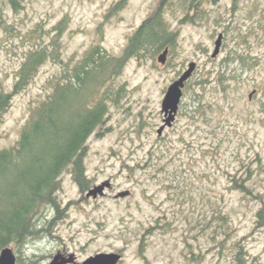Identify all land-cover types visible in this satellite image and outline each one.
Returning <instances> with one entry per match:
<instances>
[{"label":"rangeland","instance_id":"rangeland-1","mask_svg":"<svg viewBox=\"0 0 264 264\" xmlns=\"http://www.w3.org/2000/svg\"><path fill=\"white\" fill-rule=\"evenodd\" d=\"M120 1L20 0L15 8L10 0H0L11 26L10 31L0 27V82L11 90L25 52L49 45L62 20L63 63L73 66L96 44L120 56L159 0H127L112 11ZM198 9L204 12L199 10L192 23L183 20L185 11L177 4L166 10L172 30L180 33L170 62L158 61L161 52L153 59H131L116 81L127 88L125 97L111 106L101 136L96 132L88 140L85 164L92 185L110 179L113 189L88 198L64 173L62 218L20 249L11 246L24 264L30 259L50 264L59 253L73 255L69 264H81L101 252L122 253L119 264H238L237 257L243 264H264V215L256 216L260 209L264 214V0H237L235 7L234 0H208ZM220 33L223 44L213 58ZM240 55H248L245 65ZM191 61L197 68L184 88L176 121L159 136L166 90ZM62 66L49 59L14 97L1 118L0 150L19 140L31 108L46 98L48 80L59 76ZM227 67L222 94L217 75ZM203 80L207 98L218 96L221 108L213 111L210 125L194 127L183 104L194 91L202 92ZM167 143L171 150L165 157L156 154L151 160L149 153ZM246 166L255 173L250 182L261 192L260 203L232 184L235 177H247ZM125 190L131 194L116 197ZM53 216L50 210L48 219Z\"/></svg>","mask_w":264,"mask_h":264},{"label":"trees","instance_id":"trees-1","mask_svg":"<svg viewBox=\"0 0 264 264\" xmlns=\"http://www.w3.org/2000/svg\"><path fill=\"white\" fill-rule=\"evenodd\" d=\"M126 1L118 2L112 11L121 9ZM207 1L159 0L155 11L129 36L120 56L112 55L101 44H96L73 66L63 63L61 58L58 38L66 29L65 20H62L58 25L59 35L52 38L49 45H36L25 52L12 89L7 90L0 82L1 125V118L11 108L14 97L30 86L49 59L63 65L61 74L48 80L51 91L46 98L31 108L19 140L13 146L0 150V251L6 246H17L20 249L30 239L46 234L53 220L58 222L59 217L62 218L64 209L61 207L59 192L64 173L72 175L82 193L93 186L85 164L89 153L88 140L96 132L101 136L111 106L118 105L126 95L125 85L116 83L118 77L133 58L153 59L166 48H169L168 56L175 53L180 33L172 30L166 19V10L177 4L185 11L183 20L192 23L199 10L204 12L198 8ZM10 2L15 8L20 6V0ZM236 5L237 0H234V7ZM191 11H195L192 16L189 15ZM0 27L6 31L11 28L1 2ZM240 58L242 65H245V60H249L248 55H240ZM231 60L237 61L238 58ZM228 70V67L222 69L217 75L218 85L223 86L222 94H226L224 84L228 79ZM206 84V80L200 82L199 90L202 92L194 91L187 106L183 104V108L188 109L190 124L194 127L198 123L210 125L213 111L221 108L218 96L207 98L209 92L204 88ZM168 146L167 143L159 146L157 151H151L150 159L153 160L156 154L158 159L165 157L166 152L171 150ZM161 166L166 169L165 165ZM127 168L134 174V167ZM246 168L247 177H235L232 184L234 189L260 203L261 192L256 191L250 182L255 173L248 166ZM50 210L54 212L52 221L48 219ZM263 215L261 209L256 213L258 219L263 218ZM225 218L220 216L223 221ZM225 231L228 236L229 232ZM30 260L31 264L38 262ZM18 262L24 264L21 255L18 256ZM237 262L243 264L241 257H237Z\"/></svg>","mask_w":264,"mask_h":264},{"label":"water","instance_id":"water-1","mask_svg":"<svg viewBox=\"0 0 264 264\" xmlns=\"http://www.w3.org/2000/svg\"><path fill=\"white\" fill-rule=\"evenodd\" d=\"M224 34L220 33L215 42V49L212 53V57L215 58L221 51L223 44ZM169 54V48H166L158 56V61L162 64L167 63ZM197 68V63L191 61L188 67L182 72V74L176 78L167 88L164 99L162 101V113L164 115L163 124L158 129V135L162 136L166 128L173 126L176 121L177 115L180 110V105L184 96V88L187 82L193 76ZM254 92L250 93L249 97ZM112 188V182L110 179L103 181L100 184L92 186L86 193L88 198H98L104 196L107 189ZM131 194L130 190L121 191L116 194L117 198H125ZM123 259V255L120 252H101L93 256L88 257L81 264H119ZM74 261L73 255L66 257L63 254H57L50 264H69ZM0 264H18V258L15 250L11 246H6L0 251Z\"/></svg>","mask_w":264,"mask_h":264},{"label":"flooded vegetation","instance_id":"flooded-vegetation-1","mask_svg":"<svg viewBox=\"0 0 264 264\" xmlns=\"http://www.w3.org/2000/svg\"><path fill=\"white\" fill-rule=\"evenodd\" d=\"M111 189H113V185H112V188Z\"/></svg>","mask_w":264,"mask_h":264},{"label":"bare ground","instance_id":"bare-ground-1","mask_svg":"<svg viewBox=\"0 0 264 264\" xmlns=\"http://www.w3.org/2000/svg\"><path fill=\"white\" fill-rule=\"evenodd\" d=\"M38 263V262H37Z\"/></svg>","mask_w":264,"mask_h":264}]
</instances>
